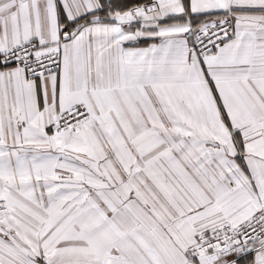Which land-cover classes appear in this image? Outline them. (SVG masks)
<instances>
[{
	"label": "crops",
	"instance_id": "1",
	"mask_svg": "<svg viewBox=\"0 0 264 264\" xmlns=\"http://www.w3.org/2000/svg\"><path fill=\"white\" fill-rule=\"evenodd\" d=\"M142 1L156 2L157 11L130 16ZM223 14L232 15L233 34L196 54L193 32ZM87 15L75 31L72 22ZM30 39L56 44L61 66L28 78L0 64V157L13 164L6 172L59 168L72 131H56L57 113L81 101L105 125L172 124L180 108L208 115L178 123L228 132L227 148L199 168H126L116 197L99 210L88 204L91 224L78 236L84 247L68 241V256L53 262L264 264V239L213 260L217 252L188 254L198 232L264 209V0H0V51ZM66 249L58 242L53 255ZM21 256L19 264H42Z\"/></svg>",
	"mask_w": 264,
	"mask_h": 264
},
{
	"label": "rangeland",
	"instance_id": "2",
	"mask_svg": "<svg viewBox=\"0 0 264 264\" xmlns=\"http://www.w3.org/2000/svg\"><path fill=\"white\" fill-rule=\"evenodd\" d=\"M90 111L86 122L70 130L66 140L71 145L61 150L59 168L9 173L6 168L13 164L0 157V199L6 204L0 212V264H17L22 254L29 262L58 264L53 259L68 256V241L83 248L84 239L78 236L91 224L85 217L88 204L99 210L101 202L116 197L115 182L126 168H199L197 161L204 163L227 148L223 126L178 123L207 118L200 110L174 108L172 124L156 125H105L100 114ZM66 153L69 159H63ZM42 199L53 201L43 205ZM58 242L67 249L54 256ZM74 264L83 263L79 259Z\"/></svg>",
	"mask_w": 264,
	"mask_h": 264
},
{
	"label": "built area",
	"instance_id": "3",
	"mask_svg": "<svg viewBox=\"0 0 264 264\" xmlns=\"http://www.w3.org/2000/svg\"><path fill=\"white\" fill-rule=\"evenodd\" d=\"M158 9L156 2L145 1L129 8L130 15L152 14ZM234 21L230 14L202 23L193 34V50L204 55L218 48L233 34ZM0 63L19 66L27 77H37L57 70L61 64L58 46L47 45L38 40H28L0 52ZM91 112L84 102L74 103L61 109L56 117V131L64 132L86 122ZM6 207L0 199V212ZM264 239V209L253 213L239 223L221 222L200 231L189 246L191 257L207 256L233 245Z\"/></svg>",
	"mask_w": 264,
	"mask_h": 264
},
{
	"label": "trees",
	"instance_id": "4",
	"mask_svg": "<svg viewBox=\"0 0 264 264\" xmlns=\"http://www.w3.org/2000/svg\"><path fill=\"white\" fill-rule=\"evenodd\" d=\"M88 22H90V17H89V15H87V16H83V17H80V18L74 20V21L72 22V24H73L74 26H76V27L74 28L75 31H78L79 29H81V27H82L83 25H85V24L88 23Z\"/></svg>",
	"mask_w": 264,
	"mask_h": 264
},
{
	"label": "water",
	"instance_id": "5",
	"mask_svg": "<svg viewBox=\"0 0 264 264\" xmlns=\"http://www.w3.org/2000/svg\"><path fill=\"white\" fill-rule=\"evenodd\" d=\"M98 19V17L97 16H95V17H92L91 18V20H97ZM123 18H122V16L121 15H118V16H116L115 17V20H122ZM231 251H233V248H230V249H227V250H225V251H223V252H218L217 253V255H215L213 258H211V260H213L215 257H217V256H223V255H226V254H228V253H230Z\"/></svg>",
	"mask_w": 264,
	"mask_h": 264
}]
</instances>
